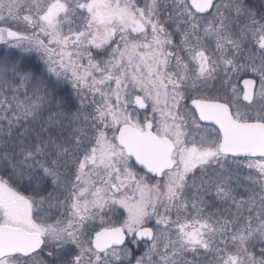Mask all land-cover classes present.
I'll use <instances>...</instances> for the list:
<instances>
[{"label":"snow or ice","instance_id":"snow-or-ice-1","mask_svg":"<svg viewBox=\"0 0 264 264\" xmlns=\"http://www.w3.org/2000/svg\"><path fill=\"white\" fill-rule=\"evenodd\" d=\"M0 264H264V0H0Z\"/></svg>","mask_w":264,"mask_h":264}]
</instances>
